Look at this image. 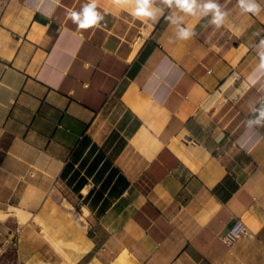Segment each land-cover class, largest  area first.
Here are the masks:
<instances>
[{
	"label": "crops",
	"instance_id": "0c3cea01",
	"mask_svg": "<svg viewBox=\"0 0 264 264\" xmlns=\"http://www.w3.org/2000/svg\"><path fill=\"white\" fill-rule=\"evenodd\" d=\"M91 2L0 0V264H264V0Z\"/></svg>",
	"mask_w": 264,
	"mask_h": 264
},
{
	"label": "clouds",
	"instance_id": "9594fccd",
	"mask_svg": "<svg viewBox=\"0 0 264 264\" xmlns=\"http://www.w3.org/2000/svg\"><path fill=\"white\" fill-rule=\"evenodd\" d=\"M120 3V0H116ZM154 0H132L131 15L141 21L147 19L156 21L158 15H163V10L153 8ZM164 3L171 8L173 5L176 9L190 14L192 16H206L210 12L213 14L212 23L218 28L224 23L225 17L228 15L226 12H222L216 0H202L201 3H197V0H164ZM238 7L244 13H251L252 15H259L262 11L261 5L254 2V0H237ZM97 0H92L91 3L85 5L80 13L72 11L69 13V18L78 24L79 29H87L93 25H96L99 20L103 19L97 11ZM175 13L166 19L171 20L173 24H177V20L174 18ZM181 20L183 17L180 18ZM178 27V35L181 39H187L193 34L191 28ZM261 47H264V40L261 41ZM255 71L264 75V53L261 54V61ZM260 116L264 117V111L260 112Z\"/></svg>",
	"mask_w": 264,
	"mask_h": 264
},
{
	"label": "rangeland",
	"instance_id": "374dc122",
	"mask_svg": "<svg viewBox=\"0 0 264 264\" xmlns=\"http://www.w3.org/2000/svg\"><path fill=\"white\" fill-rule=\"evenodd\" d=\"M2 212L4 211L0 212V246L5 247L7 245L8 240L13 238L11 231L12 229H14L15 231L16 226L10 222L11 221L9 219L11 217V215H9L10 212H7L8 213L6 215V217L8 216L7 218L6 217L3 218V216L1 215Z\"/></svg>",
	"mask_w": 264,
	"mask_h": 264
},
{
	"label": "bare ground",
	"instance_id": "6f19581e",
	"mask_svg": "<svg viewBox=\"0 0 264 264\" xmlns=\"http://www.w3.org/2000/svg\"><path fill=\"white\" fill-rule=\"evenodd\" d=\"M8 213L7 212H2L1 213V215L3 216V218L4 217H6V215H7ZM9 214H11V213H9ZM15 216H16V218H18V220H19V223L21 224V223H25L26 221H27V216L25 215L26 214V212L25 211H23V210H18V211H16L15 213ZM8 217V216H7ZM6 217V218H7ZM28 222V221H27ZM53 244H54V242H53ZM58 245V244H57ZM60 251V250H59Z\"/></svg>",
	"mask_w": 264,
	"mask_h": 264
}]
</instances>
